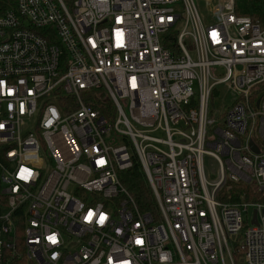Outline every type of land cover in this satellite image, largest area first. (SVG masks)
Segmentation results:
<instances>
[{
    "label": "built area",
    "instance_id": "1",
    "mask_svg": "<svg viewBox=\"0 0 264 264\" xmlns=\"http://www.w3.org/2000/svg\"><path fill=\"white\" fill-rule=\"evenodd\" d=\"M0 264H264V25L234 0L2 11Z\"/></svg>",
    "mask_w": 264,
    "mask_h": 264
},
{
    "label": "trees",
    "instance_id": "2",
    "mask_svg": "<svg viewBox=\"0 0 264 264\" xmlns=\"http://www.w3.org/2000/svg\"><path fill=\"white\" fill-rule=\"evenodd\" d=\"M14 2L15 0H0V13L11 7ZM234 12L237 16L250 18L255 24L264 25V0H234ZM214 96L218 98L219 93ZM220 100H223V97H220ZM123 183L142 211L155 210L153 199L139 167L134 166L133 171L124 176ZM248 200L253 199L248 197Z\"/></svg>",
    "mask_w": 264,
    "mask_h": 264
},
{
    "label": "rangeland",
    "instance_id": "3",
    "mask_svg": "<svg viewBox=\"0 0 264 264\" xmlns=\"http://www.w3.org/2000/svg\"><path fill=\"white\" fill-rule=\"evenodd\" d=\"M198 9L203 15H205V16L207 15L206 12H207L208 8L207 7L205 8V5L201 1L198 2ZM218 89L220 92V97L224 96L225 90H223L222 86H219ZM213 103H214V108L216 109V108L220 107L222 102L219 98V99L214 100Z\"/></svg>",
    "mask_w": 264,
    "mask_h": 264
},
{
    "label": "snow or ice",
    "instance_id": "4",
    "mask_svg": "<svg viewBox=\"0 0 264 264\" xmlns=\"http://www.w3.org/2000/svg\"><path fill=\"white\" fill-rule=\"evenodd\" d=\"M117 36L119 37V33H117ZM98 163H103V161H98ZM22 171H25L22 169ZM93 213L91 211L88 212V215L85 217V219L87 220L88 218L92 217ZM104 215L101 214L100 215V218H99V221L98 222H102L104 220ZM48 239L50 241H52L53 243H55V237L54 236H49ZM137 243H140V241L138 240Z\"/></svg>",
    "mask_w": 264,
    "mask_h": 264
},
{
    "label": "water",
    "instance_id": "5",
    "mask_svg": "<svg viewBox=\"0 0 264 264\" xmlns=\"http://www.w3.org/2000/svg\"><path fill=\"white\" fill-rule=\"evenodd\" d=\"M251 145V144H250ZM251 148L253 149V151H255V153H256V150H254V147L251 145Z\"/></svg>",
    "mask_w": 264,
    "mask_h": 264
}]
</instances>
